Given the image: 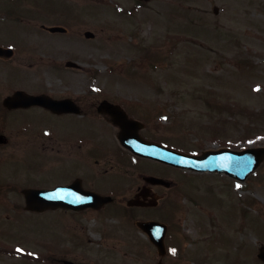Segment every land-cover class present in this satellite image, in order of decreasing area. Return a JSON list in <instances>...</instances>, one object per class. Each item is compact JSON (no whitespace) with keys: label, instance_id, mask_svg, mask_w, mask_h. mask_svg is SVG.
<instances>
[{"label":"rangeland","instance_id":"374dc122","mask_svg":"<svg viewBox=\"0 0 264 264\" xmlns=\"http://www.w3.org/2000/svg\"><path fill=\"white\" fill-rule=\"evenodd\" d=\"M0 43L15 47L0 60V86L83 97L94 84L99 99L137 105L149 137L189 153L264 146V0H0ZM67 60L80 68L65 67ZM45 114L18 116L62 134L86 133L72 115ZM42 158L22 148L0 161V172L29 176L27 188L71 179L74 162ZM141 174L171 185L155 189L156 207L127 209ZM116 181L111 175L96 186ZM118 183L124 200L98 213L27 212L8 191L0 246L41 260L3 253L0 264H155L157 249L136 225L150 219L169 226L168 248L181 249L179 258L163 257L165 264H264L256 256L264 245V159L240 182L126 157Z\"/></svg>","mask_w":264,"mask_h":264},{"label":"flooded vegetation","instance_id":"af4514ba","mask_svg":"<svg viewBox=\"0 0 264 264\" xmlns=\"http://www.w3.org/2000/svg\"><path fill=\"white\" fill-rule=\"evenodd\" d=\"M1 85V84H0ZM13 89L0 86V161H4L6 155L10 152L25 148L26 150H36L42 153L46 158H42V162L64 160L74 162L71 168V179L65 182H58L56 184H67L75 182L82 190H91L101 195H109L112 197L110 204L124 200V190L121 188L118 179L120 178V165H123L124 159L127 157L130 161L143 160L146 163H154L151 159L134 156L133 153L125 148L120 140L119 134L121 129L118 125L113 123L111 116L106 112H100L98 106L106 97L97 98L93 92L92 87H87L83 91V97L65 95H53L56 99L69 98L72 100V110L77 112H61L54 113L49 109L40 105H31L27 107L6 108L1 102L4 98L3 92L10 95ZM15 90V89H14ZM45 92L43 90L35 93ZM34 93V94H35ZM113 103H120L126 110L129 117L134 118L137 114V105L125 103L121 100H111ZM36 112L38 114L46 115H72L86 125V133L74 136L72 134H62L55 131L48 125H38L28 116L26 118H19L18 113ZM33 122H32V121ZM14 122V124H12ZM147 124L138 131V134L145 139L154 141V137H149L144 132ZM2 128H8L10 134L2 132ZM49 143H55V147L46 150ZM40 163V169L43 167ZM75 166V167H74ZM113 176L117 179L116 183L110 185H103L102 188L96 186L100 180L106 177ZM142 175V174H141ZM0 208L2 209V202L8 199V191L12 200H18L23 197L21 192L26 188L25 181L29 176L20 173L19 179L13 180L9 176L2 175L0 172ZM145 174L141 176V184L135 187L132 197L135 195V202L140 203L141 206H128L131 208H150L156 207L161 198L152 199L158 196L155 189L163 187L162 184L151 185L145 182ZM171 184V183H170ZM170 184L168 186H170ZM39 186V185H38ZM40 187V186H39ZM15 195V197L13 196ZM131 198V197H130ZM128 198V199H130ZM127 199V201H128ZM11 205V204H10ZM107 205V204H106ZM103 208L96 210L88 208L82 211H73L74 213H85L92 211L98 213ZM155 205V206H154ZM12 206V205H11ZM5 212V211H4ZM7 214V213H6ZM9 216V214H7ZM0 230H4L0 228ZM7 230V229H6ZM0 231V232H4ZM3 249L0 246V250ZM1 252V251H0Z\"/></svg>","mask_w":264,"mask_h":264},{"label":"water","instance_id":"95a60500","mask_svg":"<svg viewBox=\"0 0 264 264\" xmlns=\"http://www.w3.org/2000/svg\"><path fill=\"white\" fill-rule=\"evenodd\" d=\"M50 31H63L62 27H50ZM86 36H92L90 32L85 33ZM0 54L10 55L11 50L0 48ZM67 65L76 66L74 62L68 61ZM42 104L53 110H58L62 104L60 101L53 100L46 95H28L23 91H17L13 96L5 100L6 105L17 104ZM101 106L104 110L116 115V122L122 128L120 138L124 141V144L130 147L137 155L147 156L157 159L162 162L170 163L175 166L188 167L194 170H213L224 171L229 175L238 179H244L253 169H255L262 158L264 157V147L246 148L241 151H234L227 148L219 149L217 151H205L199 156H193L177 152L159 145L150 143H144L137 141L140 138L137 134H134L132 130L138 128L140 125L135 121L127 120L121 110H117L114 105L109 102L103 101ZM121 117V118H120ZM120 118V119H118ZM138 138H136V137ZM136 138V139H135ZM141 139V138H140ZM146 180L150 183L163 182L156 177H147ZM71 188L74 189L75 185L66 187H58L51 190H38L29 189L25 191L26 196V208L30 210L42 211L45 209H53L56 207L81 209L86 206H96L109 201V197H102L97 194H93V200L87 199V201L67 200L65 196L71 193ZM86 202V203H85ZM138 226L148 233L150 240L156 245L159 254L163 255L164 248V235L166 228L164 224L154 221L139 222ZM258 258L264 262V247L260 246L258 251ZM67 264H71L67 262ZM157 264H162L158 262Z\"/></svg>","mask_w":264,"mask_h":264}]
</instances>
